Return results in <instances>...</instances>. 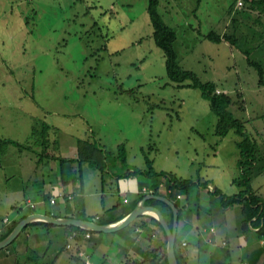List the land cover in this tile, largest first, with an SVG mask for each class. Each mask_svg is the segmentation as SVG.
Returning a JSON list of instances; mask_svg holds the SVG:
<instances>
[{
    "label": "rangeland",
    "instance_id": "1",
    "mask_svg": "<svg viewBox=\"0 0 264 264\" xmlns=\"http://www.w3.org/2000/svg\"><path fill=\"white\" fill-rule=\"evenodd\" d=\"M147 4L0 0V139L29 146L34 145V127L47 126L56 136L75 133L80 139L91 128L109 146L124 144L127 161L137 164L147 157L155 167L193 175V180L203 181L207 174L220 192L237 193L241 188L231 179L239 174V137L233 131L217 135V116L199 89L178 86L167 77ZM158 10L176 32L173 46L181 67L203 82H214L234 100L240 92L245 108L231 105L229 111L243 122L249 138L264 144V84L246 59L264 67V6L245 0H159ZM211 30L233 35L237 43L211 42L204 37ZM14 156L23 162V155ZM8 169L2 165L0 175ZM252 186L264 201V174L253 178ZM196 188L190 193L193 214L199 206L208 208L206 221L220 224L222 196L212 193V184ZM79 202L77 197V208ZM240 208L234 205L226 220L242 230ZM232 228L229 238L240 236ZM245 231L250 240L251 228ZM63 241L64 236L51 235L36 250L50 245L51 251Z\"/></svg>",
    "mask_w": 264,
    "mask_h": 264
},
{
    "label": "crops",
    "instance_id": "2",
    "mask_svg": "<svg viewBox=\"0 0 264 264\" xmlns=\"http://www.w3.org/2000/svg\"><path fill=\"white\" fill-rule=\"evenodd\" d=\"M217 88L222 90L218 86ZM52 131V129L48 128L46 132L48 141L46 155L43 154V148L39 144L32 143L34 145H29L25 148L8 144L0 156V167L4 164L10 166L8 173L0 175V208L4 212L0 214V233L14 220L26 217L31 213L67 217L66 203L59 199L56 200L55 204L48 202L50 197L59 192L70 193L74 198H81L82 204L79 208L71 206V211L74 213L75 218L89 220L102 225L112 224L123 219L147 195L168 198L178 207L183 204L185 200L183 194H178L181 198H177L175 195L168 197L170 190H165V184L163 183V186H160L162 184L161 181L158 182L157 179L143 172L146 168L144 158L137 164L127 161L128 156L125 164L119 162L118 159L110 158L109 161L111 163L108 161V166L103 175L90 163L84 162L80 164L82 192L78 190V183L63 185L60 176V164L57 159L76 160L79 140L96 145L97 148L102 150L103 154L105 151L112 153L113 150L115 154L120 143L117 141L109 146L103 140L101 132L91 130V128H85L81 139L75 133L67 132V134L56 136L52 135ZM88 132H92V134L89 135ZM94 133L97 135H94ZM6 139L12 140L10 138ZM238 141L239 139L235 144ZM24 152H27L26 156H24ZM18 153L23 155V162L15 158L16 156L14 155H19ZM123 165L125 169L121 171L120 166ZM71 167L77 169L79 166L77 162H73ZM152 167L156 172H171L177 178H193L191 177L193 175L184 176L181 173L155 167L153 164ZM136 169H140L142 172L135 174L134 170ZM212 180L206 174L203 177V181L197 178L193 181H197L196 189H207L212 184L214 190H219L216 183ZM156 182L158 183L156 184ZM143 187L148 189L147 192L142 191ZM153 188L155 192H153ZM253 189L258 194V189L254 187ZM259 191L261 192L262 190L259 189ZM199 192L201 193V191ZM213 194L220 197V193ZM221 194L226 195L222 192ZM142 195L144 197L141 198ZM202 196L204 197V194ZM124 199L127 202H124ZM205 199L207 200V198ZM148 200H159L165 204L167 203L157 198H147L144 204L157 208L165 221L169 223L171 220L170 209L162 203H147ZM28 202L34 203V207L31 208ZM73 202L74 200L69 205H72ZM207 203L206 201L205 204ZM234 205L227 207L222 205L223 212L220 214L221 217L219 219L221 223L217 225L212 221H206L211 217V210L208 208L200 210L199 206L194 214L192 210L187 212L183 210L181 212L176 236L180 237L181 242H185L186 245L178 246L175 250L178 264H264V237L258 236V228H251L252 236L249 240V237L245 235L247 228H242L241 230L238 226L232 228L228 224L226 215L234 209ZM14 206L18 208L13 210V215L9 216L8 214ZM23 207L28 212H22L21 208ZM240 211L241 220V208ZM4 217H8L10 220L6 225L1 222ZM152 218L155 217L150 214H143L115 232H91L89 238L82 236L77 240H69L70 230H67L65 226L45 227L32 225L7 249L0 250V264H12L16 254L19 256L25 255L27 253V245L38 252L36 248L48 243L51 235L56 236V238L64 236L63 244L59 248L54 247L51 251L49 245L43 258L44 261H50L52 264H82V260L77 255L78 249L84 250L94 264H168L164 258L166 248L164 235ZM231 225L234 226V223H231ZM209 228H213L214 231H203V229ZM230 228L236 230L235 233L239 229L237 233L240 236L229 238L228 231ZM254 236L259 239H254ZM67 243L72 245L70 250L64 247ZM63 247L64 250L62 249Z\"/></svg>",
    "mask_w": 264,
    "mask_h": 264
},
{
    "label": "trees",
    "instance_id": "3",
    "mask_svg": "<svg viewBox=\"0 0 264 264\" xmlns=\"http://www.w3.org/2000/svg\"><path fill=\"white\" fill-rule=\"evenodd\" d=\"M237 0H235L236 2ZM250 3V6H254L257 2H260L262 6H264V0H245ZM147 13L150 19L151 27H152V38L157 47H159L164 56L165 69L167 77L177 83L178 86L181 87H193L199 89L201 95L208 101L210 109L217 116V123L215 127V133L219 136H225L229 132L233 131L238 137L239 141L236 143V146L239 150V157L237 160V166L239 170V175L233 178L232 183L240 187L238 193L232 195H223L219 190H214L213 193H220V197L222 199V205L224 207L231 206L234 204L241 205L242 210V219H241V228H258V236L264 237V201L262 196L257 194L252 187L253 178L264 174V144H260L249 138L244 133V125L241 120L234 117L233 114L229 111V107L231 105H235L238 110H243L245 108L244 100L242 98V94L240 92L236 93V99L234 100L229 94L225 93L222 90H218L217 85L214 82H203L199 79L198 75L191 70H186L181 67L178 61L177 53L174 49V42L176 40V32L173 28L168 26L162 16L159 13L158 6L159 0H147ZM204 37L214 43L226 42L231 46H235L237 43L236 38L233 35H229L228 33H217L213 30L209 31L204 35ZM245 54V53H244ZM246 55V54H245ZM246 59L249 65L253 66L257 73L259 74V84H264V67L255 61L249 59L248 55H246ZM48 130L47 126H41V128L34 127L30 134V139L33 141L32 143L39 144L43 148V154H47V146L48 141L46 139V132ZM2 144L0 145V156L2 155L5 148L3 145L14 144L19 147H28L26 144H21L16 141L8 140V139H0ZM78 156L77 159H57L60 164V173H61V182L63 185H67L69 183H78L79 192H82V176L80 173V164L84 162L90 163L93 167L98 169L100 173L103 175L108 163V157H113L118 159L119 162L125 164L127 150L124 144H120L115 154L111 152L105 151L103 154L102 150L97 148L96 145L88 143L86 141H78ZM53 157V156H50ZM146 168L143 172L147 175L151 176L154 179H157L158 182L161 181L165 184V190H170L168 197L172 195L177 196L178 194H185V200L181 207L175 205L178 209V219L180 218L181 212L183 210L190 211L191 210V190L193 186H196V182L191 179H182L177 178L171 172H156L153 170L152 161L147 157H144ZM73 162H77L78 168L73 169L71 164ZM140 169L134 170L135 174L141 173ZM68 174V176H67ZM156 182V184L158 183ZM155 184V185H156ZM153 192L155 189L153 188ZM62 193L65 197L64 200H61L63 203H66L65 209L67 211V218H75L74 213H72V207L75 206L73 202L72 205H69L71 201H75L77 197H73L70 193L59 192ZM57 193V194H59ZM54 195V196H57ZM67 195H70L71 198L68 199ZM52 196V197H54ZM144 197L143 195L141 198ZM51 198V197H50ZM50 198L48 202L50 203ZM79 198V197H78ZM80 199V204L81 198ZM58 200V198L56 199ZM60 200V199H59ZM56 202V201H55ZM158 202L165 204L159 200H148L147 203ZM51 204V203H50ZM55 204V203H54ZM171 212V220L168 223L169 227L172 226V209L169 205L165 204ZM30 206V205H29ZM72 206V207H71ZM31 207V206H30ZM76 207V206H75ZM18 207H12V211L17 209ZM33 208V207H31ZM52 215V214H51ZM54 217H58V215H52ZM24 217L20 219L14 220L10 225L0 233V241L5 238L10 231L14 228V226ZM153 221L160 227L162 233L164 235V239L166 241V234L155 218H152ZM248 223H250L248 225ZM39 225L45 227L55 226L54 224L36 221L29 223L25 226L18 237L30 226ZM67 230H70L69 240H77L84 235L85 232H94L84 230L82 228L76 226H65ZM74 234V238H70ZM17 237V238H18ZM16 238V239H17ZM15 239V240H16ZM15 240L10 244L12 245ZM183 242H181L180 237L176 236L175 241V250L178 246H183ZM70 244V243H67ZM66 244V245H67ZM6 248L1 250L7 249ZM66 245L64 246L66 248ZM64 247L62 248L64 250ZM47 249L41 253H38L34 250V248H30L27 245V253L23 256H19L16 254L14 262L12 264H52L50 261H44L43 258L47 253ZM68 250V249H67ZM164 258L166 259V248L164 253Z\"/></svg>",
    "mask_w": 264,
    "mask_h": 264
},
{
    "label": "water",
    "instance_id": "4",
    "mask_svg": "<svg viewBox=\"0 0 264 264\" xmlns=\"http://www.w3.org/2000/svg\"><path fill=\"white\" fill-rule=\"evenodd\" d=\"M147 198H157L164 202H166L172 209L173 218H172V226L169 227L168 223L163 218L160 211L152 206L145 205V201ZM143 214H150L154 216L160 225L162 226L165 234H166V259L168 264H178L175 254V241H176V231L178 224V211L174 202L168 198L156 196V195H147L143 199H141L138 204L134 207V209L123 219L112 223V224H97L95 222L77 218H67V217H54L52 215H45L40 213H31L21 219L14 228L10 231V233L0 241V250L6 248L10 245L20 234L22 229L27 226L29 223L42 221L54 225L59 226H76L88 231L94 232H104L111 233L115 232L128 224L134 221L137 217Z\"/></svg>",
    "mask_w": 264,
    "mask_h": 264
},
{
    "label": "built area",
    "instance_id": "5",
    "mask_svg": "<svg viewBox=\"0 0 264 264\" xmlns=\"http://www.w3.org/2000/svg\"><path fill=\"white\" fill-rule=\"evenodd\" d=\"M241 4H242V2L239 1V2H238V5L240 6ZM160 186H163V183L160 184ZM147 190H148V189L145 188V187L142 188V191H143V192H147ZM150 192H151V191H150ZM151 193H152V192H151ZM57 198L60 199V200H64V199H65V197L63 196V194H62V193H59V194H57V196H54V197H51V198H50V203H51V204H54ZM67 198L70 199L71 196H70V195H67ZM177 198H181V196H180V195H177ZM124 202H127V200L124 199ZM28 203H29V205H30L31 207H34V203H32V202H28ZM2 222H3V224L6 225V224H8V223L10 222V220H9L8 217H4V218L2 219ZM203 231L213 232L214 229H213V228L203 229ZM83 237H84V238H89V237H90V233H89V232H85L84 235H83ZM70 238L73 239V238H74V234H72V236H70ZM182 245L185 246L186 243L183 242ZM71 248H72V245H71V244H67V245H66V249L70 250ZM77 255H78V257L82 260V264H94V263L91 261L90 257L86 254V252H85L84 250H82V249H78V250H77Z\"/></svg>",
    "mask_w": 264,
    "mask_h": 264
}]
</instances>
